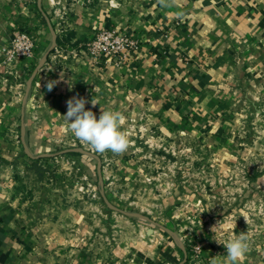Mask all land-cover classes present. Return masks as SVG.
<instances>
[{
  "label": "crops",
  "instance_id": "obj_1",
  "mask_svg": "<svg viewBox=\"0 0 264 264\" xmlns=\"http://www.w3.org/2000/svg\"><path fill=\"white\" fill-rule=\"evenodd\" d=\"M42 7L49 17L68 9L66 33L56 31L60 48L78 49L98 29L139 37L142 48L121 67L93 63L85 55L57 61L50 56L32 83L40 100L35 110L18 77L5 74L1 51L18 29L33 31L39 40L35 66L52 46V34L38 0H0V264H111V259L130 264L133 250L138 264H179L178 247L171 244L130 248L116 242L107 251L92 248L84 209L62 202L56 196L63 190L48 186L32 169L20 139L22 121L35 157L50 155V147L62 142L56 133L70 131L63 115L74 96L84 98L85 109L97 118L100 108L121 112L126 134L132 124H148L163 136L164 146L167 131L179 129L181 117L190 115L189 128L226 152L232 140L224 136L235 127L229 118L234 96L255 104L252 90L264 88V0H43ZM49 82H54L51 91ZM233 86L239 89L230 92ZM93 98L99 101L95 107ZM14 131L19 143L11 137ZM129 150L112 158H136ZM173 194L171 188L166 197ZM167 207L162 200L161 209ZM254 261L239 264H264L260 256Z\"/></svg>",
  "mask_w": 264,
  "mask_h": 264
},
{
  "label": "rangeland",
  "instance_id": "obj_2",
  "mask_svg": "<svg viewBox=\"0 0 264 264\" xmlns=\"http://www.w3.org/2000/svg\"><path fill=\"white\" fill-rule=\"evenodd\" d=\"M118 6L111 3L112 8ZM67 10L62 7L49 17L59 34L67 31ZM56 12L59 13L58 16ZM99 30L106 29H98L96 33ZM22 32L36 41L37 55L39 40L33 31L18 29L10 43ZM132 37L142 45L139 37ZM88 42L89 40L78 49H63L57 44L50 56L57 61L85 55L93 62L86 50ZM141 48L142 46L140 51ZM1 52L4 66L5 57L3 51ZM41 59L30 72L18 78L26 96L32 97L35 110L38 109L40 100L31 92L33 86L28 91L27 83ZM100 64L106 65L104 61ZM5 74L13 76L7 69ZM232 88L228 90L234 92L239 89L235 86ZM40 89L41 84H37L36 92L40 93ZM252 92L255 93L251 95L255 104L241 95L234 96L236 107L229 118L230 123L235 122V127L224 136L232 140V146L226 152H222L220 146L212 143L210 136L199 138L193 128H189L194 118L183 115L180 128L169 129L165 134L168 136L165 146L160 143L163 136L156 130L149 129L148 124H143L141 128L132 124L127 133L132 138L128 153L132 151L130 155L133 154L136 158L126 161L123 158H112L113 153L110 151L103 154L94 151L71 131L56 133V137H63L62 142L50 147L48 154L52 156L39 159L38 168L48 186L64 191H58L56 197L62 202L77 205L78 209H84L85 222L90 228L87 241L93 243L94 249L107 251L116 242L126 243L130 248H138L143 244L149 248H159L171 244L178 247L179 257L175 260L176 263L184 260V247L188 256L185 264H212L213 258L216 264H224L226 249L216 240L226 241L231 236L245 232L249 237L250 250L240 262H252L258 256L264 258V88ZM21 95V90L15 93L16 97ZM34 118L39 121L36 113ZM141 119L148 122L147 117ZM17 136L15 131L11 134L12 138L16 137L13 140L19 143ZM20 139L22 140V134ZM73 148L93 152L101 158L102 171L105 173L102 185L98 178L96 159L85 155L60 153ZM102 186L114 206L130 213L148 216L169 228L171 234L167 235L163 229L149 221L111 210L101 196ZM171 188L175 190V194L166 197ZM162 200L167 201V210L161 209ZM244 217L248 218V223ZM220 221V227L213 233L212 227ZM226 225L229 227H225ZM198 245L201 249L196 253L194 247ZM132 254L134 256L130 264H138L137 252L133 250ZM147 256L150 258L151 252ZM124 263L111 259V264Z\"/></svg>",
  "mask_w": 264,
  "mask_h": 264
},
{
  "label": "clouds",
  "instance_id": "obj_3",
  "mask_svg": "<svg viewBox=\"0 0 264 264\" xmlns=\"http://www.w3.org/2000/svg\"><path fill=\"white\" fill-rule=\"evenodd\" d=\"M53 86L54 82H49L48 90L51 91ZM85 104L84 98L75 96L67 101V113L63 116L68 122L71 133L82 143L101 154L108 151L113 154H122L127 151L130 140L126 132L121 130L125 122L124 115L119 111L100 108V115L97 118L93 111L85 109ZM91 104L95 107L99 101L93 98ZM244 219L248 223V218L244 217ZM220 224L221 221L212 227L213 233ZM216 242L226 249L224 264H239L250 250L249 237L245 232H241L238 236H231L226 241L216 240ZM212 264H216L214 258Z\"/></svg>",
  "mask_w": 264,
  "mask_h": 264
},
{
  "label": "built area",
  "instance_id": "obj_4",
  "mask_svg": "<svg viewBox=\"0 0 264 264\" xmlns=\"http://www.w3.org/2000/svg\"><path fill=\"white\" fill-rule=\"evenodd\" d=\"M111 7V2L109 3ZM59 13L56 12V16ZM36 41L28 34L18 33L12 42L2 49L7 72L22 78L34 66L36 57ZM140 41L114 29L99 30L86 44V50L93 63H104L111 67L120 66L130 57H136L140 52ZM198 244V242H197ZM201 246L194 247L196 253Z\"/></svg>",
  "mask_w": 264,
  "mask_h": 264
},
{
  "label": "water",
  "instance_id": "obj_5",
  "mask_svg": "<svg viewBox=\"0 0 264 264\" xmlns=\"http://www.w3.org/2000/svg\"><path fill=\"white\" fill-rule=\"evenodd\" d=\"M42 2L43 0H38V7H39V10L41 11V13L43 14L46 22H47V25L50 29V32L52 34V46L50 47V49L48 50V52L43 56V58L41 59L40 63L38 64V66H36V68L34 69L31 77L29 78L28 80V91L30 90L31 86H32V83L33 81L35 80L37 74L39 73V71L45 66L50 54L55 50V48L57 47V39H58V36H57V33H56V30L54 29L53 27V24L49 18V16H47V14L44 12L43 10V7H42ZM21 130H22V143L24 145V149H25V152L26 154L34 159V160H39V159H43V158H48V157H51L52 155H41V156H32V154L30 153V150L27 146V144L25 143V136H24V131H25V124H24V119L22 121V125H21ZM61 154H70V153H75V154H81V155H85V156H89L91 158H94L97 160V172H98V178H99V182L100 184L102 185L103 184V181H104V178H103V171H102V161H101V158L94 154L93 152H90V151H87V150H84V149H81V148H73V149H67V150H63L60 152ZM100 193H101V196L105 202V204L113 211L115 212H118L120 214H123L125 216H128V217H133V218H140V219H143V220H146V221H149L151 222L152 224H154L155 226L165 230L167 233L171 234V230H169L167 227L163 226L162 224L152 220L151 218H149L148 216H145V215H142V214H138V213H130L128 211H125V210H122L116 206H114L110 200L107 198V195H106V192H105V189L104 187L102 186L101 190H100ZM182 251L184 253V260H182V262H180L179 264H185L187 262V251L184 247H182Z\"/></svg>",
  "mask_w": 264,
  "mask_h": 264
},
{
  "label": "trees",
  "instance_id": "obj_6",
  "mask_svg": "<svg viewBox=\"0 0 264 264\" xmlns=\"http://www.w3.org/2000/svg\"><path fill=\"white\" fill-rule=\"evenodd\" d=\"M41 16V15H40ZM42 17V16H41ZM42 22L46 25V21L45 19H42ZM61 41H60V38L57 39V44L60 45ZM71 155H81V154H75V153H72ZM32 161V169L36 171V173H38L39 176H42V171L40 170V168H38V163H39V160H33L31 159Z\"/></svg>",
  "mask_w": 264,
  "mask_h": 264
}]
</instances>
